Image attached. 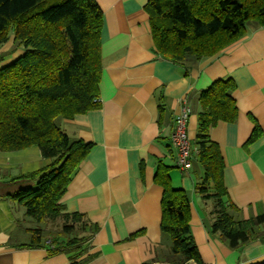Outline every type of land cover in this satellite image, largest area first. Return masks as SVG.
I'll use <instances>...</instances> for the list:
<instances>
[{
  "label": "crops",
  "instance_id": "0c3cea01",
  "mask_svg": "<svg viewBox=\"0 0 264 264\" xmlns=\"http://www.w3.org/2000/svg\"><path fill=\"white\" fill-rule=\"evenodd\" d=\"M149 1L96 0L104 14L102 106L63 119L72 138L94 145L62 199L67 212L85 214L100 228L81 264H147L169 256L172 242L161 230L164 190L155 183L159 160L170 168L173 187L190 198L191 231L204 264H264V239L232 250L210 235L195 190L200 165L193 162L182 173L172 143L175 119L188 105L193 148L202 92L231 78L237 120L220 122L210 136L224 158L225 186L239 209L235 218L264 215V26L250 22L247 34L217 55L189 57L181 66L158 54L145 9ZM0 52L9 56L0 68L24 54L14 50V36ZM256 125L261 135L248 143ZM49 163L38 147L0 151V264H71L65 253L51 256L47 248H20L29 241V227L19 223L16 204L9 199L27 184L19 177L39 170L36 164Z\"/></svg>",
  "mask_w": 264,
  "mask_h": 264
},
{
  "label": "trees",
  "instance_id": "16d2710c",
  "mask_svg": "<svg viewBox=\"0 0 264 264\" xmlns=\"http://www.w3.org/2000/svg\"><path fill=\"white\" fill-rule=\"evenodd\" d=\"M145 9L158 54L181 66L189 57L217 55L245 36L250 22L264 26V0H150ZM103 25L96 0H0V50L14 36V50L24 51L0 68V151L38 147L50 160L18 178L37 180L35 188L9 196L39 224L25 229L29 241L20 248H47L51 256L65 253L71 264H81L100 230L85 214L69 213L62 204L94 145L72 138L56 120H71L102 106ZM6 59L0 52V64ZM235 89L228 78L202 92L192 148V163L201 168L195 190L204 205L206 226L213 238L232 250L264 239V215L235 218L239 209L225 186L224 158L210 136L220 122L237 120ZM260 135L256 125L248 143ZM169 172L159 160L155 183L164 190L161 230L171 239V253L147 264H204L191 231L190 198L173 187Z\"/></svg>",
  "mask_w": 264,
  "mask_h": 264
},
{
  "label": "built area",
  "instance_id": "2783aa9c",
  "mask_svg": "<svg viewBox=\"0 0 264 264\" xmlns=\"http://www.w3.org/2000/svg\"><path fill=\"white\" fill-rule=\"evenodd\" d=\"M191 113V109L185 105L175 119L172 134V143L177 151L176 166L182 173L189 171L192 167V145L188 136V123Z\"/></svg>",
  "mask_w": 264,
  "mask_h": 264
},
{
  "label": "rangeland",
  "instance_id": "374dc122",
  "mask_svg": "<svg viewBox=\"0 0 264 264\" xmlns=\"http://www.w3.org/2000/svg\"><path fill=\"white\" fill-rule=\"evenodd\" d=\"M9 56H7V58H8ZM7 60V59H6ZM3 63V62H2ZM56 124L60 127V128H64V126H63V119L62 118H58L57 120H56ZM64 130V129H63ZM65 131V130H64ZM46 160H48V161H50L49 159H46ZM47 164V163H46ZM46 164H36L35 165V167H34V169L35 170H37V169H40L41 167H43V166H45ZM9 175L10 173H5L4 172V175ZM17 181H19V180H17ZM23 181L24 182H26L27 184H26V186H24V188L23 189H27V188H35L36 186H37V180H35V179H30V178H25V179H23ZM20 182H22V181H20ZM22 189V188H21ZM15 204V203H14ZM16 206V209H14V212H15V214H16V216H17V220L19 221V223L20 224H22V225H24V227H31V228H34V227H38L39 226V224L36 222V221H34L33 219H31V218H27L26 216H25V212H26V210H25V208L24 207H22V206H19V205H15Z\"/></svg>",
  "mask_w": 264,
  "mask_h": 264
}]
</instances>
